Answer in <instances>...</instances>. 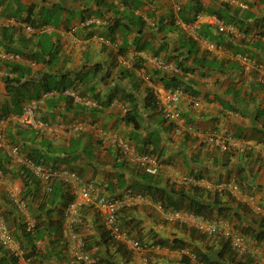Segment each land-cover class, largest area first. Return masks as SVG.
<instances>
[{"label": "crops", "instance_id": "obj_1", "mask_svg": "<svg viewBox=\"0 0 264 264\" xmlns=\"http://www.w3.org/2000/svg\"><path fill=\"white\" fill-rule=\"evenodd\" d=\"M195 1L200 2L202 10L195 13L192 22L182 21L191 26L185 29L178 25L176 8H183L191 0H0L2 26L19 28L27 37L47 34L42 47L59 49V57L50 67L36 63L30 56L39 52L41 46L29 45L24 49L26 55L0 48V114L1 118L9 119L3 126L7 146L1 148L0 160L11 171L4 174L0 170V215L14 203H9L11 191L22 195L20 165L8 151L9 146L17 143L25 154L35 151L43 154L47 166L76 172L80 183H97L106 194L124 198L126 187L133 180L141 179L144 170L110 142L108 136L118 134L106 132L109 129L129 139L137 154L151 151L158 156L163 164L160 171L152 173L146 169L158 185L173 182L177 187H188L194 184L190 180H200V174L213 186L221 181L237 182L262 207L264 217V85L259 82L264 70L251 67L246 72L242 59H238L239 55H249L253 62L264 66V0H194L192 3ZM201 16H217L223 23L236 26V35L221 34V53L206 50L199 40L200 31L205 27L214 37L220 34L216 24L203 22ZM27 17L38 24L32 35L25 31ZM173 17L177 26L166 33L164 27L169 26ZM12 19L15 22L7 24ZM189 37L196 41L197 49L193 48L186 62L196 68L185 75V80L193 85L197 94L186 92L178 105L187 124L185 129L181 123L184 131H179L156 108L146 107L145 99L149 88L164 86L154 70L173 73L161 66V62L175 64L169 55L179 52L187 55ZM195 58L202 60L203 66L196 64ZM8 61L29 65L37 80L40 79L37 74L41 73L42 80L46 74L51 75V83H60L61 88L63 76L67 75L74 81L72 87L79 88L76 89L78 97L61 95L55 89L49 94L41 90V96L33 98L38 102V117L53 122L55 129L42 130L21 124L19 116L27 101L20 97L21 111L17 112L13 96L7 95L3 76L8 71L5 65ZM137 63L142 67L135 66ZM94 70L99 71L96 78L89 83L81 81L85 72ZM102 77L106 79L101 81ZM91 84L97 86L103 105L97 106L98 101L87 88ZM130 93L132 97L127 96ZM134 105H137L134 111L144 119L137 133L133 125L122 120ZM96 107L101 111L94 113L92 110ZM77 123L84 125V129L74 132L72 129ZM154 132L160 134L161 140L157 144H145ZM135 134L137 138H133ZM216 135L227 138V150L211 142ZM72 141L79 143L80 148L75 153L70 150ZM5 154L7 159L3 157ZM12 172L18 174L13 177ZM185 177L189 182L183 181ZM122 180H125L124 185ZM60 182L75 195L74 183ZM40 185L41 190L34 189V196L39 190L41 194L46 192ZM38 201L37 195L34 203L37 205ZM20 214L27 227L34 225L36 219L29 210H20ZM61 215L64 221L65 210L61 214L56 211L53 220L60 219ZM120 220L132 222L129 232L144 243L143 253L125 252L119 242L110 239L96 205L84 206L75 226L83 249L102 259L104 264H183L180 252H185L184 249H171L156 241L182 239L195 244L182 225L165 221L160 205L151 200L120 212ZM17 231L14 227V232ZM55 238L65 241L63 222L60 234L51 231L38 241L40 251ZM21 251L20 264H34L32 257L25 258L26 250ZM71 256L64 249L60 255L38 264H72Z\"/></svg>", "mask_w": 264, "mask_h": 264}, {"label": "trees", "instance_id": "obj_2", "mask_svg": "<svg viewBox=\"0 0 264 264\" xmlns=\"http://www.w3.org/2000/svg\"><path fill=\"white\" fill-rule=\"evenodd\" d=\"M192 1L194 0H191V3H187L179 13V17L181 18V20L187 23L192 22L194 20L195 13H197L199 10H202V5L199 1H195L193 3ZM174 17L170 20L169 26L164 27L166 33L172 31L174 29V26H177ZM31 18L32 17H27L25 19V22L33 24L34 26H38L36 21ZM209 30L208 27H205L201 29L200 34L209 39L212 38L215 40V42L221 44L220 36L222 33L214 37L212 34L208 33ZM47 37V34H35L34 36L27 37L22 34L21 31H19V28H16L14 26H2L0 27V48L5 49L6 52H13L18 55H26V53H24V49H28L29 45L42 47L45 44ZM186 41V43L189 44L188 47L190 49L187 55L183 54L182 52L169 55V59L175 62V64L180 68V72L175 71L169 75L163 74L159 70H154V75L160 77L165 87H181L184 90L185 94L186 92H189L196 95L197 93L193 85H189L185 80V75L189 74L192 71H195L196 67L189 66L186 61L192 54L193 48L197 49V43L191 37H189ZM208 54L209 53H207V55ZM30 56L35 58L36 63H44L45 65L52 67V65L54 64V59L59 57V49L57 47H54L45 50V48L42 47L39 52L36 51L34 55L32 53V55L30 54ZM46 56H48L49 59H46ZM195 60L196 64L203 66L204 62L202 60L196 58ZM5 65L7 66L8 71L3 76V81L6 86L7 95L11 94L13 96V104L14 106H16L17 112L21 111V101L19 100L20 97L24 98L26 101H29L33 98H39L41 96V90L50 91L53 89H61V87L59 86L60 83H51L49 79L51 75L46 74L45 79L42 80L43 77L41 76V73H36L37 75H40V79L37 80V76H32L31 67L27 64H23L20 61H8L5 62ZM135 66L141 68L142 64L137 63ZM123 72L125 71H122V73ZM12 73L14 75H10ZM98 73L99 71L97 70L87 71L85 72V75L81 77V81L89 83L93 78H96ZM105 79V77L100 78L101 81H104ZM73 83L74 81L69 80L67 75L63 76V81L61 83L62 88L72 87ZM74 88L79 90L77 86ZM87 88L93 96L94 100L98 101L99 104H97V106L103 105L100 97V92H97V86L95 84H91L88 85ZM127 96L132 97L133 94L130 93ZM148 105H150L152 109L156 108L158 110L156 99L153 95V90L150 88L148 89L147 97L145 99V106L147 107ZM136 107L137 105H134L131 110L127 111V113L123 115L122 120H124L127 125H133L137 133L141 130L140 128L143 126L144 119H142L141 116L134 111ZM92 111L96 113L100 112L101 109L96 107L93 108ZM4 112L7 113L8 109H5ZM1 117L2 116L0 114V118ZM156 132L151 134L152 139L145 144H148L149 142L157 144L161 140L160 134ZM137 136L138 135L135 134L133 138H137ZM73 141L71 142L70 150L72 153H75L80 147L79 143L75 144V142ZM73 144L75 145L72 146ZM1 150L2 149L0 148V151ZM22 153L25 154L23 151ZM150 153L154 154V152L151 151ZM25 155L33 159L34 162L38 164L46 166L48 165L46 163L47 160H43V154H41L40 152L35 151V153L32 152L30 155ZM3 157L7 159L6 154ZM8 162L10 161L8 160ZM19 165L20 173L18 174L12 172V174L13 177L18 174L23 180L24 185L22 195H20V199L26 203L27 210H29V212L35 216V223L30 228L27 227V222L23 221V217L20 214V208L12 200L11 197L9 199H11L12 201L9 200V203H14L11 204L12 207L9 210L5 211L2 215L4 216L5 221L12 230L13 234L18 239L21 247L26 250L25 258L29 259L30 257H32L31 260L34 261L33 263L37 264V262H42L46 259H50L53 256L60 255L61 252H63V250L66 248V241H61V238H55L49 241V244L45 248V250L40 251L38 241L43 240L51 231L53 233L56 232L60 234L62 230V222L64 223V221L62 220L63 216L61 215V218L56 221L53 220V217L56 211L61 214L64 210H66L69 202L73 199V195L66 190L65 184L62 182H56L55 184H53L52 190L50 192H47L45 190L46 192L42 194L39 193L41 188L38 187L41 182L34 177L32 172L26 165ZM141 169L144 170L141 179L133 180L132 183L128 185V187H126V191L127 189H131L133 193L142 194L148 200L153 201V203L159 204L163 209H185L210 220L215 216L217 218H225L230 222H235L234 227L237 229V232L242 233L247 238L251 236L252 244H249L250 247L252 246V249L250 250V252L248 251L244 254H241L234 250L230 244V241L221 236L220 233L208 234L206 232L199 231L196 228H188L184 226L185 230L188 229L189 235L195 242V264H260L257 257L258 253L256 251H253L255 250L253 249V247L260 244V246L263 247L264 253V218L260 215L256 216L252 214L253 211L248 204L233 196L229 191H211L207 190L205 187L199 184H191L188 187H186L185 185L177 187L176 183L172 182L170 184L168 182L164 186L158 185L156 183V179L148 174L145 168ZM0 170L4 174H6L7 172H11L3 164H1V160ZM202 175L203 174H200L198 178L202 177ZM121 184L124 185L125 180H122ZM41 186L43 187L44 185H42L41 183L40 187ZM37 188L40 190L37 191L35 195H38L39 198V201L36 205L34 203V191ZM135 205L131 203H125L122 205L118 213L120 224L128 231L130 230V227H133L132 222H121L120 212H124L127 208L135 207ZM14 227L18 228L17 232H14ZM110 239L112 238L110 237ZM249 240L250 239H248V241ZM170 241L171 240L168 241L161 238L158 239L156 243L160 245H169L171 249H183L185 246L191 245L188 243L186 244V241L182 239H174L171 242ZM197 241H200L201 244ZM119 245L125 252H128V249L123 243H120ZM183 259L185 260V263L183 264H187V261L190 263V258L188 255L184 254ZM99 261L101 262V264H104L102 259H99ZM0 264H20V262L18 256L11 254L0 244Z\"/></svg>", "mask_w": 264, "mask_h": 264}, {"label": "built area", "instance_id": "obj_3", "mask_svg": "<svg viewBox=\"0 0 264 264\" xmlns=\"http://www.w3.org/2000/svg\"><path fill=\"white\" fill-rule=\"evenodd\" d=\"M178 10H180V7H177V11ZM200 19L203 22L216 24L220 33H224L226 35H236L238 33L235 25H227L223 23L217 16H201ZM181 25L185 29H189V27H191L190 24L188 25L181 23ZM27 30L33 31V28L28 26ZM199 40L204 43L205 49L208 51L216 53H221L223 51V47L220 44L210 41L202 35L199 36ZM239 58L242 59L246 69L253 67L257 70H264L263 65L254 63L248 55H239ZM161 66L174 72L178 71L177 67L173 63L167 61L161 62ZM259 80L264 84V74L263 76H260ZM50 92L51 91H48L46 94H49ZM58 92L68 96L78 97V93L71 88H67L62 90V92ZM154 93L156 96L158 109L161 111L165 119L175 123L178 127L177 130L183 131L180 125L181 123L184 124V122L181 116V111L177 105L185 95L184 90L181 87L175 86L171 88H155ZM37 108V100L33 99L26 102L23 105L22 112L19 116L21 124L26 127L39 128L42 130L55 129V124L53 122L45 121L38 117ZM7 120H9L7 117L0 119V148L7 146L4 143L5 135L3 128ZM82 129H84V125L77 123L73 126L72 131L77 132ZM108 138L110 142L115 145V147L120 149V151H122L125 155L130 156V160L134 161L139 167L145 168L152 173H157L162 168V163L160 162L159 158H157V156L147 152L137 154L131 142L126 138L119 135H109ZM212 140L216 144H220L222 148H227V138L217 136L212 138ZM8 151L12 155L15 162L26 165L30 169L34 177L44 185L47 192L52 190V185L57 181L74 183L76 189L75 196L66 208L65 220L63 223V232L65 238L68 240L69 251L73 257L72 263L101 264L92 253L83 249L84 244L82 238L79 236V233L75 231V226L79 222L80 212L86 205H96L98 209H100L103 216L104 228L114 241L123 243L129 251L143 253L146 247L141 242V240L132 236V234L120 224L118 213L123 204H137L140 202H147L148 199L146 197H144L142 194L133 193L131 189H127L124 198L120 199L103 192L101 185L97 183H80L77 173L71 171L70 169L52 165L46 166L34 162L33 159L22 153L21 146L18 144L9 146ZM183 181L189 182V178L185 177L183 178ZM190 182H194V184L204 183L205 187L209 189L216 188L219 191H229L233 196L251 205V207L256 212H261V207L255 203V199L253 197L247 196L242 191L241 186L236 182L222 181L214 187L212 184L205 182L203 179H200L199 181L198 179L195 181L190 180ZM10 197L20 209H24L26 207V203L20 199L17 191H11ZM160 208L163 211L164 218L167 221L180 222L184 225L196 228L197 230L206 232L208 234L220 233L225 239L230 241L232 248L239 253H245L248 251L250 252L251 250L248 238L242 233L234 231L230 225H223L222 222L206 219L203 216L185 209L164 210L161 206ZM0 243L13 254L17 255L22 253L17 239L13 235L7 222L2 216H0ZM190 255L192 256L193 254ZM193 258H196V256L193 255ZM144 259L147 263L148 259Z\"/></svg>", "mask_w": 264, "mask_h": 264}, {"label": "clouds", "instance_id": "obj_4", "mask_svg": "<svg viewBox=\"0 0 264 264\" xmlns=\"http://www.w3.org/2000/svg\"><path fill=\"white\" fill-rule=\"evenodd\" d=\"M178 7H180V10H178L177 11V8H176V12H177V14H178V17H177V20H178V24H180L181 25V23H182V20H181V18L179 17V13L181 12V9H182V7L181 6H178ZM13 22H15V20H9V22H7V24H13ZM184 22V21H183ZM2 19H1V17H0V27H2ZM185 24H187V23H185ZM28 26H31L32 28H33V31H28L27 30V27ZM24 27H25V31H26V33H28V34H30V35H32L33 33H35V31L37 30L36 28H37V26L35 27L33 24H30V23H24ZM201 35V34H200ZM215 42V41H214ZM217 43V42H216ZM221 45V44H220ZM222 46V45H221ZM207 50V49H206ZM210 52H212V51H210ZM249 56V55H248ZM250 57V56H249ZM251 58V57H250ZM238 59H239V57H238ZM252 60V59H251ZM255 63V62H254ZM174 64V63H173ZM257 64V63H256ZM176 67H177V69H178V71H176V72H180V68L176 65V64H174ZM245 71L247 72V70H246V66H245ZM172 72H174V71H172ZM259 78H260V76H259ZM259 82L261 83V84H263L260 80H259ZM264 85V84H263ZM172 87H175V86H172ZM68 88H71V89H74L75 91H76V89L74 88V87H68ZM155 88H171V87H165V86H155L154 87V89H153V93H154V90H155ZM64 89H67V88H61V89H56V90H58V91H60V92H62V90H64ZM53 90H55V89H53ZM50 91H52V90H50ZM45 92H48V91H45ZM77 92V91H76ZM59 94H61V95H65V94H62V93H59ZM65 96H68V95H65ZM71 97V96H70ZM154 97H155V99H156V96H155V93H154ZM31 100H33V99H31ZM30 101V100H29ZM182 101V100H181ZM181 101L179 102V103H181ZM28 102V101H27ZM156 103H157V101H156ZM179 103H178V105H179ZM177 105V106H178ZM157 107H158V105H157ZM179 108V107H178ZM180 110V109H179ZM158 111H160L159 109H158ZM161 112V111H160ZM162 114V113H161ZM38 115V114H37ZM163 116V115H162ZM181 116H182V113H181ZM164 117V116H163ZM41 118V117H40ZM165 118V117H164ZM1 119V118H0ZM42 119V118H41ZM182 119H183V117H182ZM167 120V119H166ZM46 121H48V120H46ZM167 121H169V120H167ZM170 123H172L173 125L175 124V123H173V122H171V121H169ZM176 125V124H175ZM174 125V126H175ZM184 125H185V129H187V124L184 122ZM176 128H178L177 127V125H176ZM184 131V130H183ZM120 136V135H119ZM218 135H216V136H212V138H215V137H217ZM123 137V136H122ZM221 137H224V136H221ZM125 138V137H124ZM212 138H211V142L213 143V144H215V145H217V146H220L221 148H222V146L220 145V144H216L213 140H212ZM127 140H129V139H127ZM130 141V140H129ZM131 142V141H130ZM132 144V143H131ZM228 144H229V141L227 142V148H228ZM227 148L226 149H224V150H227ZM120 150V149H119ZM122 152V151H121ZM123 153V152H122ZM142 153H146V152H142ZM147 153H150V152H147ZM124 154V153H123ZM141 154V153H140ZM150 154H152V153H150ZM152 155H155V154H152ZM155 156H157V155H155ZM157 158H158V156H157ZM263 158H264V154H263ZM160 160V159H159ZM161 162V161H160ZM162 163V162H161ZM163 165V164H162ZM68 169V168H67ZM205 177H200L199 179H203L204 181H205V179H204ZM197 180V179H196ZM57 182H60V181H57ZM206 182V181H205ZM222 182V181H221ZM220 182H218L217 184H219ZM237 183V182H236ZM55 184V183H54ZM197 184H199V183H197ZM216 184V185H217ZM191 185V184H190ZM189 185V186H190ZM199 185H201V186H203V187H205V185H204V183H200ZM240 185V184H239ZM215 186V185H214ZM213 186V187H214ZM206 188V187H205ZM242 188V187H241ZM207 190H211V191H214V190H217L216 188H206ZM217 191H219V190H217ZM242 191L244 192V190H243V188H242ZM245 193V192H244ZM246 194V193H245ZM247 195V194H246ZM20 196V195H19ZM75 196V195H74ZM74 196H73V198H74ZM248 196V195H247ZM250 197V196H249ZM13 200V199H12ZM73 200V199H72ZM71 200V201H72ZM243 202V201H242ZM70 203V202H69ZM244 203H246V202H244ZM247 204V203H246ZM249 205V204H248ZM250 207H251V205H249ZM260 206V205H259ZM261 207V206H260ZM24 209H27L26 207L24 208ZM24 209H20V210H24ZM251 209H252V211L253 212H255L256 214H258V215H261L262 214V207H261V212H256L252 207H251ZM164 210H174V209H164ZM66 211V210H65ZM0 216H2L3 218H4V216L3 215H0ZM264 218V217H263ZM5 219V218H4ZM64 220H65V218H64ZM165 221H167L166 219H165ZM168 222V221H167ZM170 222V221H169ZM173 223H179L180 225H182L183 227L184 226H186L187 227V225H184V224H182V223H180V222H173ZM31 226H29V228H30ZM188 227H190V226H188ZM10 228V227H9ZM191 228V227H190ZM193 228V227H192ZM11 230V229H10ZM12 231V230H11ZM13 233V232H12ZM131 233V232H130ZM14 235V234H13ZM222 235V234H221ZM15 236V235H14ZM16 238V237H15ZM17 239V238H16ZM66 239V238H65ZM17 241H18V239H17ZM67 241V240H66ZM68 243V242H67ZM1 244V243H0ZM18 244H19V247H20V249L21 250H23L22 249V247H21V245H20V243H19V241H18ZM68 245H69V243H68ZM1 246H3L2 244H1ZM4 247V246H3ZM5 248V247H4ZM6 249V248H5ZM6 250H8V249H6ZM9 251V250H8ZM10 252V251H9ZM11 253V252H10ZM11 254H13V253H11ZM24 254V253H23ZM186 254H189L188 253V251H187V253ZM242 254V253H241ZM15 256H19V254H14ZM194 255V254H193ZM191 256V255H190ZM71 258H72V260H73V257L71 256ZM99 260V259H98ZM262 260L264 261V253H263V251H262ZM101 263V262H100ZM148 263V262H147ZM72 264H74V263H72Z\"/></svg>", "mask_w": 264, "mask_h": 264}, {"label": "rangeland", "instance_id": "obj_5", "mask_svg": "<svg viewBox=\"0 0 264 264\" xmlns=\"http://www.w3.org/2000/svg\"><path fill=\"white\" fill-rule=\"evenodd\" d=\"M106 132H111V134H118V135H121L122 136V133L121 132H119V133H117V130H110L109 131V129H107L106 130ZM107 134H110V133H107ZM75 144H77V142L75 143ZM75 144H73L72 146H74ZM252 214H254V215H256V216H259L258 214H256L255 212H253ZM261 217H263L262 215H260ZM213 219H211V220H213V221H218V222H222V224L224 225V224H227V225H230V227L234 230V231H236L237 229L234 227V225H235V222H230V221H228L227 219H225V218H221V217H212ZM188 227V226H187ZM184 229H185V227H183ZM188 228H190V227H188ZM75 231L77 232V233H79V231H78V229H75ZM186 231V233H189V231H188V229L187 230H185ZM218 234V233H217ZM221 235V234H220ZM222 236V235H221ZM248 239H250L249 240V243H251V241H252V239H251V236L250 237H248ZM65 241H66V239H65ZM67 242V241H66ZM198 243H200V241H197ZM144 244V243H143ZM187 244V243H186ZM201 244V243H200ZM252 244V243H251ZM194 246H195V244H193V243H191V245H189V246H185L183 249L185 250V252H183V251H181L180 253L182 254L181 256H182V258L180 259V263H185V260L183 259V255L185 254V255H188L189 256V258H190V263L187 261V264H195V262H196V258H193V255L192 256H190V254H194V251H195V249H194ZM251 249H252V246H251ZM253 249H255V250H253V251H256L257 253H258V255H257V257H258V259H259V262H260V264H264V261L262 260V251H263V247L262 246H260V244L259 245H255L254 247H253ZM65 250H66V252H68L69 254H70V256H71V253H70V251H69V245L66 243V248H65ZM187 251H188V253L189 254H186L187 253ZM65 253V252H64ZM244 254V253H243ZM39 262H37V264H38Z\"/></svg>", "mask_w": 264, "mask_h": 264}]
</instances>
